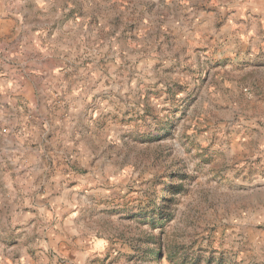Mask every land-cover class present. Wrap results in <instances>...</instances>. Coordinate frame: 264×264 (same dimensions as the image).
Instances as JSON below:
<instances>
[{
	"label": "rangeland",
	"instance_id": "obj_1",
	"mask_svg": "<svg viewBox=\"0 0 264 264\" xmlns=\"http://www.w3.org/2000/svg\"><path fill=\"white\" fill-rule=\"evenodd\" d=\"M55 3L33 17L76 58L64 81L82 100L65 114L98 160L66 147V240L46 245L61 217L41 214L14 244L0 215L5 251L20 264H264V0ZM18 130L0 119L1 135Z\"/></svg>",
	"mask_w": 264,
	"mask_h": 264
},
{
	"label": "crops",
	"instance_id": "obj_2",
	"mask_svg": "<svg viewBox=\"0 0 264 264\" xmlns=\"http://www.w3.org/2000/svg\"><path fill=\"white\" fill-rule=\"evenodd\" d=\"M55 5V0H0V119L20 126L9 137L0 134V215L16 233L14 244L22 242L26 231L39 228L41 214L48 222L70 211L71 202L62 197L66 194V171L62 170L66 147L77 146L83 164L98 160L82 150L78 120L71 112L65 114L68 101L72 104L70 99L82 100L66 88L64 81L63 61L76 58L71 52H57L61 51L56 45L57 29L33 17L36 12L38 17L45 18L50 12L56 16ZM61 30L72 36L71 27L66 25ZM43 44L53 46L58 56L51 57L54 62L50 63V53ZM58 190H63L62 196ZM66 224V218L61 217L58 224L47 227L46 245L71 235ZM2 238L0 264H20L24 254H9L11 250L5 251ZM31 261L29 257L28 264Z\"/></svg>",
	"mask_w": 264,
	"mask_h": 264
}]
</instances>
